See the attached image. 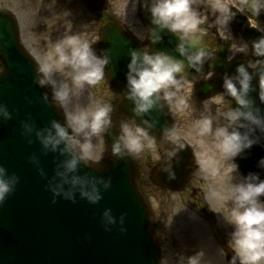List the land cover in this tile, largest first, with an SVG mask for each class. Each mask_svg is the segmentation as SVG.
<instances>
[{"label": "clouds", "instance_id": "1", "mask_svg": "<svg viewBox=\"0 0 264 264\" xmlns=\"http://www.w3.org/2000/svg\"><path fill=\"white\" fill-rule=\"evenodd\" d=\"M138 3L149 16L146 38L150 43L129 48L126 85L122 93L132 103L135 128L121 121L120 130L111 143V152L117 158H123L139 153L145 147L153 149L161 171L174 179L173 165L187 146L185 139L179 134L173 135L172 126L161 125L164 136L161 149L149 133L159 124V115L177 97L190 70L195 73L202 70L211 55L209 44L205 42L209 38L200 27L203 21L198 0H138ZM261 6H264V0H260L257 10ZM208 11L215 23L225 28L236 15L232 0H211ZM258 30L264 33V29ZM166 33L177 37L174 50L178 55L153 47ZM250 45L255 60L241 61L222 77V90L216 100L224 103L218 115H202L196 121L198 134L211 137L224 159L232 162L230 171L238 170L234 157L246 154L244 150L259 143L264 135V34L252 39ZM48 60L51 62L37 69L36 82L44 86L49 82L47 74L69 68L72 84L61 82L54 89L55 100L66 104L74 91L73 86L93 85L104 78L110 57L107 52L97 53L88 41L72 34L55 43L54 56L50 53ZM253 92L257 93L260 103ZM177 104L183 106L185 100L180 98ZM112 112V104L98 102L91 113L85 110L73 113L70 121L53 118L40 128L32 122H21L24 134L35 133L42 151L59 152L63 156L48 184L54 200L62 195L74 201L79 193L89 202L97 203L102 197L101 187L107 189L110 186L111 177L89 175L79 169L93 163L92 137L114 125ZM0 117H11L7 105L2 102ZM221 118L223 122H219ZM28 142L31 143V139ZM30 159L35 160V157ZM257 166L264 168V156L259 158ZM38 170L41 175L45 174L42 168ZM240 175L241 179L231 184L227 197L232 202L230 223L234 226L231 232L233 255L229 264H261L264 261V200L260 196L264 194V178L255 171ZM18 180L15 172L9 173L5 165L0 164V203L14 190ZM102 217L105 227L116 222L111 208H104ZM120 219L123 223V214ZM189 264H200L199 257H190Z\"/></svg>", "mask_w": 264, "mask_h": 264}, {"label": "water", "instance_id": "2", "mask_svg": "<svg viewBox=\"0 0 264 264\" xmlns=\"http://www.w3.org/2000/svg\"><path fill=\"white\" fill-rule=\"evenodd\" d=\"M144 14L149 21L148 14ZM176 40L174 34L166 33L153 47L178 55L174 50ZM137 46L143 45L118 24L108 23L103 28L100 53L107 52L110 57L106 71L120 98L111 114L114 125L106 131L108 156L98 164L82 165L79 171L111 177L110 186L101 187L102 197L97 203L89 202L79 193L74 201L62 195L54 200L48 184L63 156L59 152L42 151L35 133L24 134L21 122H32L40 128L53 118L66 120L46 84L41 86L36 82L40 67L20 42L15 17L0 10V102L11 112L10 118L0 117V164L19 176L14 190L0 203V264H160L151 211L139 190L137 165L132 155L117 158L111 152L112 140L123 118L134 120L132 103L122 93L129 48ZM224 59L225 53H220L211 67H219ZM236 65L233 63L231 67L235 69ZM190 72L192 77L200 73ZM221 90L222 83L218 80L203 81L198 87L202 95ZM252 95L260 103L257 93ZM161 125L173 127L167 107L151 132L161 134ZM244 153L235 157L240 168L246 173L258 172L264 178V168L257 166L259 158L264 156V135ZM193 161L194 154L187 144L173 165L175 178L169 179L164 171L160 173L159 167L154 173L156 181L181 188L195 169ZM38 168L45 174L41 175ZM261 196L264 199V194ZM106 207L111 208L116 218L107 227L102 217ZM226 252L229 264L233 250L226 248Z\"/></svg>", "mask_w": 264, "mask_h": 264}, {"label": "rangeland", "instance_id": "3", "mask_svg": "<svg viewBox=\"0 0 264 264\" xmlns=\"http://www.w3.org/2000/svg\"><path fill=\"white\" fill-rule=\"evenodd\" d=\"M72 0H0V7L12 10L18 18L21 37L34 54L41 66L51 61L54 56V45L67 35L75 34L81 40L88 41L97 51L100 43V29L105 14L89 12L85 0H78L71 9ZM255 0L250 2L256 8ZM136 33L146 34V30L138 28ZM50 88L61 82L71 81V70L59 68L47 74ZM74 87V91L66 104L61 106L68 121L73 113L81 110L91 111L98 102L114 104L115 89L104 78L96 84H85ZM218 95V94H217ZM200 98L195 93V82L184 79L183 87L177 97L169 105L176 121L173 135L179 134L193 146L198 164L197 173L188 187L181 191H173L157 186L151 178L152 168L159 162L156 152L145 147L143 151L134 153L142 175V190L152 209V221L162 251V264H189V258L198 256L200 264H225L223 246L231 245L230 223L232 202L228 199L230 186L241 179L240 171H230L232 162L225 160L216 148L211 137H201L196 128V121L202 115L216 117L223 107V101L216 96ZM183 98L185 104L178 106L177 101ZM219 122H223L222 118ZM135 128L131 120H125ZM162 149L163 137L152 135ZM93 160L102 159L106 154L104 131L92 137ZM195 188V191L192 190ZM264 264V261L261 262Z\"/></svg>", "mask_w": 264, "mask_h": 264}, {"label": "flooded vegetation", "instance_id": "4", "mask_svg": "<svg viewBox=\"0 0 264 264\" xmlns=\"http://www.w3.org/2000/svg\"><path fill=\"white\" fill-rule=\"evenodd\" d=\"M252 0H232V2L244 3V12L252 19L253 23L260 28L264 27V12L262 9L257 10L252 8L250 2ZM211 0H198V8L200 10L199 14L202 19V24L200 25L201 29L205 32L207 38L206 43L209 44L211 55L207 58L211 60L217 52L218 47H222L223 44L229 43V56H235L237 54H243L247 58H251V51L245 42L238 34L233 31L232 23L225 28L222 25H218L214 21V17L211 16L208 9L210 6ZM141 6L138 3V0H108V9L106 13L108 14L109 19H119L125 23L128 28H137L142 27L143 24L141 21L136 22L134 18L129 16V14L140 13ZM247 46V47H245ZM244 48V51H237V49Z\"/></svg>", "mask_w": 264, "mask_h": 264}]
</instances>
